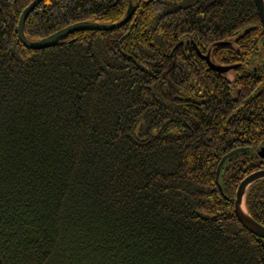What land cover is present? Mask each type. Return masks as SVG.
<instances>
[{
	"label": "trees",
	"instance_id": "obj_1",
	"mask_svg": "<svg viewBox=\"0 0 264 264\" xmlns=\"http://www.w3.org/2000/svg\"><path fill=\"white\" fill-rule=\"evenodd\" d=\"M33 1L0 0V264H264L234 212L264 169L254 0H39L29 41L129 16L40 50ZM244 206L264 226V179Z\"/></svg>",
	"mask_w": 264,
	"mask_h": 264
},
{
	"label": "water",
	"instance_id": "obj_2",
	"mask_svg": "<svg viewBox=\"0 0 264 264\" xmlns=\"http://www.w3.org/2000/svg\"><path fill=\"white\" fill-rule=\"evenodd\" d=\"M39 2V0H34L21 14L20 20L18 23V36L20 41L29 49L33 50H40L44 48H48L55 44L57 41H59L61 38H63L65 35L73 33L75 31H86V30H100V31H110L114 30L116 28H119L120 26L124 25L128 20L129 16L126 17L124 20L113 23V24H98V23H89V22H79L74 23L72 25H69L47 37L42 38L38 41H29L26 40L23 34V22L24 17L27 11H31L36 4ZM257 13L260 19V23L262 27L264 28V0H254ZM201 56V55H200ZM202 59L206 61L208 66L212 68L215 71L218 72H226L230 68H233L234 66H219L216 64H213L209 59V54L201 56ZM258 155L262 158H264V144L263 146L258 150ZM224 160V159H222ZM264 179V169H259L256 171L251 172L250 174L246 175L238 184L236 191H235V198H234V212L235 215L240 222V224L250 233L258 236L259 238L264 239V226L254 220L247 212L245 206H244V197L246 194V191L252 185L253 183ZM221 189V188H220Z\"/></svg>",
	"mask_w": 264,
	"mask_h": 264
},
{
	"label": "flooded vegetation",
	"instance_id": "obj_3",
	"mask_svg": "<svg viewBox=\"0 0 264 264\" xmlns=\"http://www.w3.org/2000/svg\"><path fill=\"white\" fill-rule=\"evenodd\" d=\"M245 68L247 69L248 72L252 71L251 73L252 79L249 78L248 76L247 79H245L246 82L254 81V87H253L254 89L252 90V94H251L252 96L247 97L246 99L247 101L243 105V112L245 113L244 117L246 120H249L252 118L253 112H256V109H258L260 105L262 107V110H264V78H263L264 76L257 72V71L264 70V67L263 66L258 67L257 65H251V66L246 65ZM228 83H229L230 90H233L236 87V82L233 79V76L229 77ZM261 114L263 115V111L261 112ZM260 117H261L260 118L261 123H263L262 120L264 121V116L263 117L260 116ZM244 142H247V141H244ZM263 144H264V136H263L262 144L259 146L257 150H255L257 161L260 160V163L261 161H264V158L258 155V150L263 146ZM245 157L248 159H251L253 156L248 154ZM253 160H256L255 157L253 158ZM259 166L261 165L259 164Z\"/></svg>",
	"mask_w": 264,
	"mask_h": 264
}]
</instances>
